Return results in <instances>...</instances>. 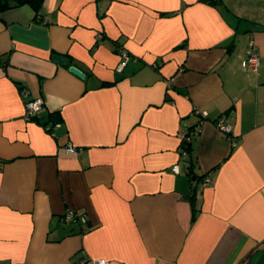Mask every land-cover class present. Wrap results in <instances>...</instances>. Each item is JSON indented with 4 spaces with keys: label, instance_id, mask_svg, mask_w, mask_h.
<instances>
[{
    "label": "crops",
    "instance_id": "1",
    "mask_svg": "<svg viewBox=\"0 0 264 264\" xmlns=\"http://www.w3.org/2000/svg\"><path fill=\"white\" fill-rule=\"evenodd\" d=\"M251 40L256 72L245 68ZM38 96L37 120L25 119ZM51 112L53 133L40 123ZM188 136L199 179L180 155ZM68 209L87 224L62 222ZM83 256L264 264V0H44L39 15L27 4L0 12V264Z\"/></svg>",
    "mask_w": 264,
    "mask_h": 264
},
{
    "label": "built area",
    "instance_id": "2",
    "mask_svg": "<svg viewBox=\"0 0 264 264\" xmlns=\"http://www.w3.org/2000/svg\"><path fill=\"white\" fill-rule=\"evenodd\" d=\"M119 53L121 56V61L118 64L117 68L120 70L123 67V65L127 62L129 55H128L127 50L123 47L119 48ZM258 65H259L258 48H257L256 44L251 40L248 43L247 48H246L245 68L248 71L256 72L258 69ZM21 91H22V95L26 96L25 90L22 89ZM43 103H44V100L40 96L26 99L25 103H24V118L27 120H32L35 116L38 115L39 111L42 109ZM215 124H216L218 130L230 135L232 128L228 123H226L223 120V118L216 119ZM58 125H59V122H55L53 126L52 125L50 126L47 124V125H45L44 128L47 131L53 133L54 128L57 127ZM184 139L186 141H189L188 140L189 136L186 138L184 137ZM64 149L67 153H70V154H77L81 150L80 147L73 145L71 142H67L64 145ZM180 155H181V158L186 159L188 156V153L186 150L182 149ZM171 170L174 173H178L180 170L179 163L178 162L174 163L171 167ZM209 181H210L209 178L204 179L205 184L209 183ZM61 221L62 222H71V221L85 222L86 219H85V216L83 214H78L73 209H68L62 215ZM80 261H81V264H87L88 263V259L84 256L80 259ZM90 263L91 264H111V261L102 257V258L90 259Z\"/></svg>",
    "mask_w": 264,
    "mask_h": 264
},
{
    "label": "trees",
    "instance_id": "3",
    "mask_svg": "<svg viewBox=\"0 0 264 264\" xmlns=\"http://www.w3.org/2000/svg\"><path fill=\"white\" fill-rule=\"evenodd\" d=\"M44 0H0V12L8 9V8H12V7H16V6H20V5H24L27 4L29 5L36 13V15L40 14V10L42 7V3ZM202 1H206L212 4H217L220 2V0H202ZM38 118V115L35 116L32 120L36 121ZM61 117L57 112H51L48 116L47 119L45 121H41L40 123L45 127V125H54L55 122H60ZM183 149L187 151L188 153V157H187V161L188 164H186V173L189 175V177L191 179H199L202 176H199L198 173L195 171V164H194V160L192 159L190 153V144L189 141H186L184 139L183 141ZM78 214H82V213H78ZM86 219V218H85ZM71 222H79L81 224L86 225L87 221L85 222H80V221H71Z\"/></svg>",
    "mask_w": 264,
    "mask_h": 264
},
{
    "label": "water",
    "instance_id": "4",
    "mask_svg": "<svg viewBox=\"0 0 264 264\" xmlns=\"http://www.w3.org/2000/svg\"><path fill=\"white\" fill-rule=\"evenodd\" d=\"M54 59L60 63L69 64L70 60L66 57H62L61 55H55ZM69 70L74 74L78 75L79 77L85 78V72L80 69L78 66L71 64L69 65Z\"/></svg>",
    "mask_w": 264,
    "mask_h": 264
}]
</instances>
